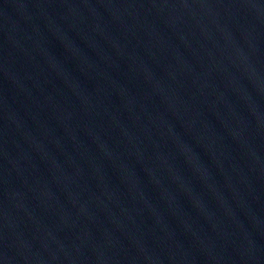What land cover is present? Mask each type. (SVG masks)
<instances>
[{"label": "water", "instance_id": "obj_1", "mask_svg": "<svg viewBox=\"0 0 264 264\" xmlns=\"http://www.w3.org/2000/svg\"><path fill=\"white\" fill-rule=\"evenodd\" d=\"M0 264H264V0H0Z\"/></svg>", "mask_w": 264, "mask_h": 264}]
</instances>
